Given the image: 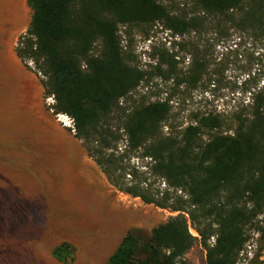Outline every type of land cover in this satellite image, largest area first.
I'll use <instances>...</instances> for the list:
<instances>
[{"label": "trees", "instance_id": "trees-1", "mask_svg": "<svg viewBox=\"0 0 264 264\" xmlns=\"http://www.w3.org/2000/svg\"><path fill=\"white\" fill-rule=\"evenodd\" d=\"M27 5L30 22L15 51L43 77V95L54 99L48 110L73 120L74 138L109 185L177 212L148 238L128 231L107 264H183L196 240L188 222L200 236L206 264H234L247 241L246 223L264 215V65L253 71L246 61V77L230 89L242 98L229 109L175 124L167 99L133 98L151 72L124 59L118 30L161 24L175 37L207 34L202 45L179 41L152 68L177 87L212 91L236 51L225 43L244 36L264 40V0H191L177 10L158 0H27ZM220 43L225 52L218 56ZM180 55L188 59L185 69L179 67ZM255 224L264 239V228ZM52 254L64 262L72 256L64 242Z\"/></svg>", "mask_w": 264, "mask_h": 264}, {"label": "rangeland", "instance_id": "rangeland-1", "mask_svg": "<svg viewBox=\"0 0 264 264\" xmlns=\"http://www.w3.org/2000/svg\"><path fill=\"white\" fill-rule=\"evenodd\" d=\"M158 1L174 10L191 3V0ZM118 34L124 59L151 72L132 92L133 98L167 99L175 124L186 125L210 111L229 109L242 98L238 90L230 89L246 77L243 72V67H249L246 61H252L253 71L264 65V40L247 36L232 39L225 45L231 44L236 51L229 57L219 86L210 88L212 91L201 86L177 87L172 79H164L152 67L161 54L176 51L179 41L202 45L209 37L207 34L175 37L161 24L119 26ZM223 52V45H216L215 55ZM181 56L179 67L185 69L188 59ZM28 64L34 68L33 62ZM43 91L42 87L30 102V93L21 88L0 87V264H107L108 257L128 231L136 230L142 238H148L152 228L177 212L144 204L117 191L97 166L93 167V162L75 165V153H56L55 147L63 144L67 148L75 144V138L72 129L62 124L63 114L56 115V120L53 118L50 123L38 117L37 106L47 110L54 103L53 97H44ZM246 206L249 209V204ZM256 220L264 228L263 214L244 227L247 241L242 249L246 244L253 245L251 262L264 260V239ZM188 228L190 234L195 233L191 235L196 240L181 261L206 264L200 236L190 222ZM213 241L211 237L209 243ZM63 242L71 248L68 262L52 254Z\"/></svg>", "mask_w": 264, "mask_h": 264}, {"label": "crops", "instance_id": "crops-1", "mask_svg": "<svg viewBox=\"0 0 264 264\" xmlns=\"http://www.w3.org/2000/svg\"><path fill=\"white\" fill-rule=\"evenodd\" d=\"M30 18L31 10L27 5V0H0V87L21 88L30 93V102L31 99L33 102L42 88L39 75L26 67L15 51L18 37L25 33ZM36 108L38 117L48 123L53 118L55 119L51 110L40 106ZM62 131L64 130L60 131L61 136H63ZM53 150L61 155L65 151L75 153V165L80 163L88 165L93 162L76 138L75 144L67 145V148L61 144ZM95 166L94 164L93 167Z\"/></svg>", "mask_w": 264, "mask_h": 264}, {"label": "built area", "instance_id": "built-area-1", "mask_svg": "<svg viewBox=\"0 0 264 264\" xmlns=\"http://www.w3.org/2000/svg\"><path fill=\"white\" fill-rule=\"evenodd\" d=\"M58 118H59V116H58ZM62 118H63V119H61L62 124L64 126L71 128L72 131H74L73 130V120L67 115H65V116L62 115ZM191 234L195 235V233H192V232H191ZM252 258H253V245L252 244H246L245 247L240 250V252L238 254V259L236 260V262L234 264H250Z\"/></svg>", "mask_w": 264, "mask_h": 264}]
</instances>
